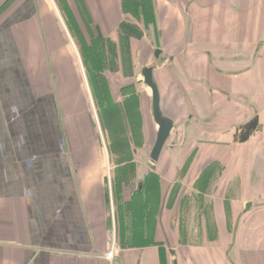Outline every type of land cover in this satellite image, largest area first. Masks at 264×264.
<instances>
[{"label":"crops","instance_id":"crops-1","mask_svg":"<svg viewBox=\"0 0 264 264\" xmlns=\"http://www.w3.org/2000/svg\"><path fill=\"white\" fill-rule=\"evenodd\" d=\"M78 1L100 38L117 41L122 1ZM134 1L129 7L137 14ZM143 1L142 12L159 19L167 45L153 78L173 128L153 166L152 140L145 163L129 170L110 164L121 156L98 135L82 88V52L67 36L56 0H0V264H264V0H208L202 12L212 18L219 11L223 23L216 27L210 18L197 30L200 39L191 43L206 50L191 54L193 73L183 63L182 76L172 63L194 30L188 13L185 29L179 19L187 2L176 1L174 12L164 0ZM203 54L206 61L196 58ZM116 87L109 89L113 100ZM82 101L85 118L73 124V103L81 108ZM254 117L256 128L236 142V128ZM142 118L147 125L148 115ZM175 129V142H182L168 156L171 166L144 191ZM204 140L208 152L179 177L186 157L179 147ZM131 153L135 161L142 157ZM211 161L218 165L201 189L196 179ZM125 168L137 187L109 182ZM110 251L114 257L106 258Z\"/></svg>","mask_w":264,"mask_h":264},{"label":"rangeland","instance_id":"rangeland-1","mask_svg":"<svg viewBox=\"0 0 264 264\" xmlns=\"http://www.w3.org/2000/svg\"><path fill=\"white\" fill-rule=\"evenodd\" d=\"M121 1L124 7V13L126 14L125 16L129 18V22L119 23L116 30L117 41L97 38L99 33H96L97 31L93 25L90 24L89 17L84 15L85 13L81 9L82 4L80 1L56 0V8L59 11L61 17L59 18L63 24V28L68 31L69 35L67 36L75 43L77 51L79 53L82 52V67L87 76L86 84L83 85L82 88H85L89 95L98 135L103 142V146L107 148V151L121 156L120 161H110V164L116 165L119 163L120 166H124L125 164L129 167V170H136L133 164L137 162L140 164L145 163L144 159L148 151L147 144L149 141H154V130L156 129V125L150 113V91L142 81L141 70L145 66H152L158 69V66L162 64L161 62L163 60L167 59L169 54L166 53L167 45L165 46L161 39V25L158 23L159 19H157L156 22L153 15L150 19L149 15L142 12L144 1H134L136 4L135 8H138L140 12H137V14L134 13L132 7H129L131 0ZM176 1L180 0H164L168 6L167 8H172L174 12ZM180 2L184 5L187 2L186 5L183 6V10L180 11L181 16L179 17V19L182 20L183 29H185L187 25V17L189 18V25H194V30L190 34L191 41L189 40L188 47H181V52L174 58L175 62L172 63L182 76L180 67L183 63L190 62V73H193L192 58L194 57H192L191 54L201 51L203 53L204 50H206L203 44H195L198 46V49L195 51L189 49V46H195L191 43L192 39H196V36H198V40L200 39V33H197V30L203 31V27L207 25V21L211 19L216 22L215 26L218 27L223 23V17L219 15V11L213 12L212 18L209 14L202 12V10H207V8L203 7L209 3L208 0H182ZM220 2L222 3V0H220ZM186 13H188V16L185 18L184 15H186ZM173 25L175 26V23H173ZM165 27V30L168 29L169 31L172 25L167 24ZM169 33L170 31L167 34L171 35ZM162 45H164V49L166 47V50H164L166 52L162 53ZM155 48L161 50V54H159L158 57H155L153 54ZM170 50L173 49L170 48L168 51ZM196 58H201L206 61V55L204 54L198 55ZM157 75L160 76L161 72L157 71ZM109 76L114 78L108 80L107 77ZM76 84L77 83L73 81V89L79 88L76 87ZM114 87H116L117 90L113 100L109 96V89ZM73 104L72 122L74 124V122L77 123L81 118L83 120L85 118L83 117L85 113L83 111V101L81 102V108L75 106V103ZM145 114L148 115L147 125L143 124L144 118L142 117H144ZM145 128L146 130L144 132L143 129ZM178 137V131L175 129L173 136L164 146L163 154L156 170L144 181V191H147L150 186L154 187L155 184L160 183L159 175L161 168H165L167 164L171 166L168 156L175 153V149L178 146L175 139ZM133 149L142 154V157L136 158L137 161L133 160V157L130 155ZM124 154H129L130 157L126 160H122L125 158L122 157ZM139 169L142 171L143 167L140 166ZM139 174L141 173L139 172ZM133 175H135L134 172L133 174L132 172L129 173L127 168H125L120 172L117 179L111 178L109 182L112 185L118 183L119 185L135 187L136 178ZM137 175L138 168L136 171V176ZM173 175L172 171H169L167 178L166 175H163V180L165 178L169 182ZM167 181L162 182L166 185ZM176 186L179 185L174 183V186L169 187L166 196V203L169 205L168 208L171 207L177 195L178 187ZM191 191L192 190L189 189L186 195ZM177 228L179 233L184 232L180 224Z\"/></svg>","mask_w":264,"mask_h":264},{"label":"water","instance_id":"water-1","mask_svg":"<svg viewBox=\"0 0 264 264\" xmlns=\"http://www.w3.org/2000/svg\"><path fill=\"white\" fill-rule=\"evenodd\" d=\"M159 52L160 51L158 49L155 50V57H158ZM152 70H153L152 66H145L141 70V75H142L143 83L150 90L151 113H152L153 120L157 126L155 140L153 142V145L149 153L150 162H151V165L153 166L157 162L160 152L162 150V147L164 143L166 142L173 128V122L170 118L162 114L161 107H160L159 92H158L156 83L153 80ZM256 123H257V119L253 118L247 123L238 126L234 134V138H235L234 140L236 142L245 141L248 138L251 131L255 129ZM248 205H246V207H248ZM173 264H176V261H173Z\"/></svg>","mask_w":264,"mask_h":264},{"label":"flooded vegetation","instance_id":"flooded-vegetation-1","mask_svg":"<svg viewBox=\"0 0 264 264\" xmlns=\"http://www.w3.org/2000/svg\"><path fill=\"white\" fill-rule=\"evenodd\" d=\"M123 22H129V18L126 17V16H122L121 17V23ZM99 39L100 36L98 34V37ZM158 49L160 52L159 54L161 53V50L159 48H155L154 49V56H155V50ZM158 54V55H159ZM152 75H153V70H152ZM154 80V78H153ZM155 81V80H154ZM156 83V82H155ZM156 86H157V89H158V85L156 83ZM147 87V86H146ZM148 88V87H147ZM149 89V88H148ZM150 91V90H149ZM159 92V90H158ZM151 95V94H150ZM151 116H152V113H151ZM255 118V117H254ZM153 119V117H152ZM253 119V118H252ZM154 121V120H153ZM250 121V120H249ZM248 122V121H247ZM246 122V123H247ZM155 123V122H154ZM245 124V123H244ZM156 125V124H155ZM257 125V124H256ZM157 128V126H156ZM256 128V127H255ZM229 129V128H228ZM230 131V130H229ZM234 138V137H233ZM235 139V138H234ZM182 140L178 141V145L181 144ZM223 142H221L222 144ZM211 146L209 145L208 143H206V141H202L199 143H195V144H185L184 147L181 146V148L179 147V150L180 152L181 151H186V157H185V161L183 163V165L181 166V169H180V172L178 174L179 177H183V175L186 173L187 169L189 168L190 164L192 163V161L196 158V156H201L203 153H207L208 152V147ZM163 148V147H162ZM178 149V148H177ZM218 162H215V161H211L210 163L207 164V166L201 171V173L199 174L198 178L196 179V182L195 183H199L202 187L201 189H206L208 187V184H209V176L212 174V172L215 170V168L217 167V164ZM198 186V185H197ZM199 195V194H198Z\"/></svg>","mask_w":264,"mask_h":264},{"label":"built area","instance_id":"built-area-1","mask_svg":"<svg viewBox=\"0 0 264 264\" xmlns=\"http://www.w3.org/2000/svg\"><path fill=\"white\" fill-rule=\"evenodd\" d=\"M112 257H114V254H113L112 251H110V252H108V253L106 254V258H112Z\"/></svg>","mask_w":264,"mask_h":264}]
</instances>
